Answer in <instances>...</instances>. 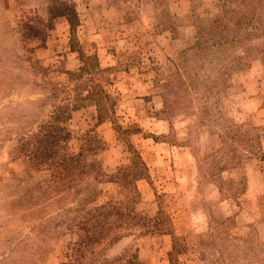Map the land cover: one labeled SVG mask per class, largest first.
<instances>
[{
	"label": "rangeland",
	"instance_id": "1",
	"mask_svg": "<svg viewBox=\"0 0 264 264\" xmlns=\"http://www.w3.org/2000/svg\"><path fill=\"white\" fill-rule=\"evenodd\" d=\"M87 56L98 106L66 122L85 208L135 187L141 218L92 253L82 195L20 139ZM0 264H264V0H0Z\"/></svg>",
	"mask_w": 264,
	"mask_h": 264
},
{
	"label": "trees",
	"instance_id": "2",
	"mask_svg": "<svg viewBox=\"0 0 264 264\" xmlns=\"http://www.w3.org/2000/svg\"><path fill=\"white\" fill-rule=\"evenodd\" d=\"M68 10L72 12V16L75 18L74 10L72 8ZM55 12L58 15H65L71 23L72 16L67 15L61 9H56ZM91 59L92 57L89 56L82 57V65L79 69L67 73L71 80H76L72 88V96L69 95V90H66V87L61 85L52 86L50 91L51 97L49 96V98L56 99L53 104H50L52 105L50 107L51 109L48 113L44 114L42 119L35 122L36 127H33L31 130V135L21 134L20 136V139L23 141L24 153L26 152L28 157L33 160L34 165L44 166L46 169L54 168L58 170L57 178L59 179L60 175L68 183L65 192L80 193L82 195V197L78 198L74 207L81 214L77 224H75L76 229L71 231L80 237L77 241L79 249H83L89 253L93 252V248L96 245H100L106 240L112 242L118 239L120 237L118 230L134 225L127 224L128 222L141 219L134 209L138 194L135 187L134 195L126 200L117 202L107 201L104 204L95 205L86 209L85 205L90 201L85 198L82 191L88 187L89 181H84V178H90L92 164H89L90 169L87 171L88 164L83 157V152L80 150L73 154L69 153L66 148V142L69 139L66 131V122L70 117V112L81 107L85 100L91 98H93L95 106H98V101H96L94 94L97 92L95 88L101 85L96 84L90 87L84 78L86 75H91V77L94 75L101 79L103 78L102 72L106 71V69L101 68L98 62L97 64L91 65L93 69H90L89 61ZM81 83H83L82 85L87 84V87H82ZM64 92L65 94H63ZM61 94H63V97L60 96ZM107 97V94L104 95V99H107ZM129 167H123L117 173L123 176ZM93 169L96 170V168ZM98 177L100 175L97 174L95 178L94 176L92 178L95 181H99L100 179ZM140 177H142L141 174H136L130 179H119L118 177L112 181H120L123 183L122 180H124L123 186H125V183L135 182ZM67 229L69 231V228ZM78 257L86 259V255H79ZM74 260H76V257H74Z\"/></svg>",
	"mask_w": 264,
	"mask_h": 264
}]
</instances>
